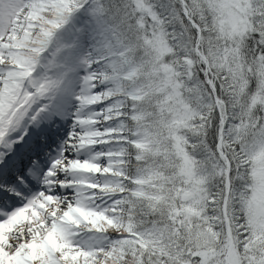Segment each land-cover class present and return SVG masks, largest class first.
Masks as SVG:
<instances>
[{
	"label": "snow or ice",
	"instance_id": "snow-or-ice-1",
	"mask_svg": "<svg viewBox=\"0 0 264 264\" xmlns=\"http://www.w3.org/2000/svg\"><path fill=\"white\" fill-rule=\"evenodd\" d=\"M0 264H264V0H0Z\"/></svg>",
	"mask_w": 264,
	"mask_h": 264
}]
</instances>
